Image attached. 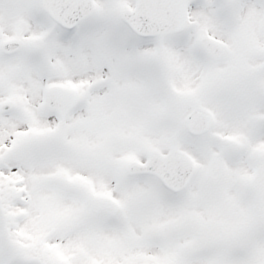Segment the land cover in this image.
<instances>
[{"label": "snow or ice", "instance_id": "6c2138e0", "mask_svg": "<svg viewBox=\"0 0 264 264\" xmlns=\"http://www.w3.org/2000/svg\"><path fill=\"white\" fill-rule=\"evenodd\" d=\"M0 264H264V0H0Z\"/></svg>", "mask_w": 264, "mask_h": 264}]
</instances>
